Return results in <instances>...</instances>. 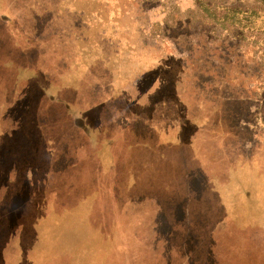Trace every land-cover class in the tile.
Wrapping results in <instances>:
<instances>
[{"label": "crops", "instance_id": "crops-1", "mask_svg": "<svg viewBox=\"0 0 264 264\" xmlns=\"http://www.w3.org/2000/svg\"><path fill=\"white\" fill-rule=\"evenodd\" d=\"M5 16L13 20L0 26V140L14 129L11 108L32 91L45 104L40 114L57 115L63 104L64 127L76 128L78 122L84 131L83 140L70 146L74 155L66 157L67 166L47 170L51 182L14 188L42 194L46 202L38 204L42 213L26 221L32 223L30 231L4 239L6 258L10 250L21 264H172L177 256L176 264H190L199 256L218 260L211 264H264V229L257 222L264 214L261 99L242 85L233 94L203 95L200 106L179 113L165 99H148L153 118L147 128L153 138L142 140L145 122L124 126L99 107L108 49L134 33L133 21L125 27L123 13H63L72 24L65 39L60 13L41 9ZM185 68L176 79L178 93L187 88ZM97 129L100 135L111 132L112 139L106 144L100 137L98 144L99 136L92 137ZM94 145L103 148L98 156ZM65 176L67 185L59 180ZM253 222L258 231L249 230ZM177 226L181 242L188 241L183 227L215 228L205 234L208 247L185 246L181 256L173 250Z\"/></svg>", "mask_w": 264, "mask_h": 264}, {"label": "trees", "instance_id": "trees-1", "mask_svg": "<svg viewBox=\"0 0 264 264\" xmlns=\"http://www.w3.org/2000/svg\"><path fill=\"white\" fill-rule=\"evenodd\" d=\"M2 1H5V3L4 5L0 6V26H4L6 24L8 26V24L13 20V18H7L5 15H7L8 13H13V0ZM38 1L35 0L34 4L30 5V8H28V4H25L23 6V11L21 9L20 13H36L37 11L40 12L41 9H44V13H51V11H53L54 13H60V35L62 38L69 39V33L72 29V24L66 23V20L70 19H62L63 13L59 10L60 0H55V5L53 4L54 0H51L52 2L50 6H43V2ZM194 1L196 4V8L199 9L201 13H185L182 20L178 19L177 17H174L173 23L171 22L172 20L170 21L171 23L159 20L155 21V23L152 25H149L147 24L148 22H146L144 23V26L147 24V27H150V29L152 30L149 33H144L146 29L144 30L140 27L141 25L138 20V17L135 15V13H130L128 9L126 11L127 13H123L125 27H130L128 23V25L126 24V22L133 21L135 24L133 25V28H135L136 30H134V33H130L129 36H126L123 44L119 46H109L110 48L107 52L108 65L106 67L105 72L107 85L105 90L103 91V96L99 99V103L101 104V106L99 107H101L102 111L106 115H108L110 120L112 118L113 113V120H119L120 123H122L121 125L124 126L131 125L132 121L136 120H140L141 123L145 122V124L142 123L144 127H142L139 133V136L142 140L148 141V139L153 138L152 130L147 128L148 125H150L149 122L151 123L153 118L150 114H148V99L149 103L155 99L157 101H160V99H165L172 103L173 111L175 109L177 110L175 112L179 113L181 111L189 110L193 105L195 107L200 106V104H202L201 98H203V95L211 96L213 92L217 91V89L222 86V84L218 83V81L228 82L231 78H233V76L230 75L233 73H229L228 67H226L225 73L210 72L207 68H205V66H201L200 70L194 67L197 63L194 62L192 58H199L200 56L198 54H202L205 45H213L214 48H217L214 51L215 53L218 48L221 47L222 42H225V40H227V38H225L227 35H232L231 38L235 39L236 41H239V43L242 45L246 42V39L250 38L252 32L264 31V9H262L264 8V4L260 2L263 0H255L256 3L259 5V9L249 6V2L247 0H242L246 3H241V0H237V4H231L230 1L221 3L222 0ZM83 11L84 10H81L80 12L83 13ZM70 12L75 13L74 10H71ZM100 12L101 11H94V13ZM76 13H79V11ZM3 16H5V18ZM197 18H199L200 20V26L193 24L194 21L197 20ZM76 23L77 25H79L78 22ZM177 30H179V32H176ZM138 32L142 34V40L138 39L135 36V34ZM211 34H221L226 36H211ZM209 37H214L215 39L219 38L220 41H218L214 45L213 41L210 39L205 44V41ZM62 38L61 40H63V42H66V40ZM228 39L230 38L228 37ZM125 44L129 45L131 48H122ZM254 44L258 45V43ZM229 45L231 44L225 43L222 46L227 47ZM64 46L65 44L63 43L61 47ZM126 53H131L134 57L137 54L145 55L147 58H142L141 60L129 59ZM154 53H156L158 57H154ZM211 53L207 54V60H210L212 59V57H214V53ZM126 66H129L130 69H132L133 67V69L128 70L127 68H125ZM140 66L146 67V69L142 70V72L134 73L133 75H124V69H126V71L132 72L133 70L138 69ZM181 66L187 67L185 68V72L188 74L186 85L187 88L185 89V92L180 91L178 93L177 87L175 88V86H177L176 79L178 77V73L181 69ZM235 76H246V78H249V76L241 74V71ZM256 76L262 78V74ZM250 79H252V77ZM122 81H129L130 83L128 85L122 84L123 88H118V84L122 83ZM144 82H147L150 85L151 90H148L146 93L144 92L145 90H141L142 93H144L145 95L143 97L144 101H141L142 99L140 97L142 95L139 96V88L140 83ZM261 83L264 84V82ZM263 84H251L249 86V90L252 93L251 95L253 98L260 99L262 97L261 95L264 92V86H262ZM256 91L257 93H255ZM253 93L255 94L253 95ZM36 94V91H32L31 96L21 99L16 104V106L19 108H17L15 116L12 115L14 120V130L21 127V120L28 113H31V115L36 114L37 120L40 118L43 119L41 123L39 121L37 123H34L33 121L31 122L35 131H37V137L39 139H41V137L46 138V152L51 153V156L57 157L58 155L56 154L59 153L60 145V138L58 136L60 135V137H63L64 130L71 129V127H64L66 126L64 119H66L65 116H67L64 112V106L60 102V105L62 104V107L57 115H54L51 112H47V114L44 115L40 114L42 110H44L43 106L45 104L40 103L39 98ZM33 99H35L36 104H33L32 106H22V102L24 104L25 101ZM65 102L66 106L70 109L72 99L67 98L65 99ZM118 102L120 104H118ZM116 111L118 112L117 116ZM17 113L21 114L17 115ZM10 114H12V112ZM42 115L44 118L42 117ZM109 119H107L106 122H111ZM78 120L79 123L80 121H82L81 118H78ZM81 124L82 123H80V126ZM52 125L54 126V128ZM70 126H72V124ZM49 131H56L59 133V135L49 133ZM93 133V139L94 136H99L97 137V139H95L97 140L96 142L98 144L102 137L106 144L107 140L112 139V135H109L111 132L109 133V131L106 130L103 132V135H100V131H98V129L93 131ZM70 140L67 144H74L75 141ZM77 140L79 139L77 138ZM96 142L93 140V143ZM147 144L148 142H143V145H146L145 150L149 148ZM103 147L106 148L107 146ZM92 148L93 152L97 154V156L103 152V148L100 146L94 145ZM142 149L143 147L141 148V150ZM68 150H72V148L70 147ZM34 151L37 152V150ZM106 151H108V149ZM7 154L8 153H6L5 151L0 150L1 159ZM1 159L0 166L2 165ZM53 168L56 169L57 167L53 166ZM58 169H60V167ZM1 176L2 171L0 170V177ZM6 177L8 179V176ZM33 177H36V172ZM59 180H63L62 182L64 185L68 184V178L66 176L63 178L61 177ZM19 186L30 187L36 185H30L29 182H26L24 185H11L9 184V180L0 182L1 241L7 237H10L13 233H16L17 237H19L21 235L19 233L20 230H22V232L24 231V229H28L30 231V229H32V223H27L26 221L30 220V218H36L40 213H42L41 210H39L38 208V204L46 202L44 198H40V196L38 197L36 193L30 194L27 193L26 190L22 193L15 191L14 188ZM29 202H32L34 207H30V205L27 206ZM233 210L234 209H231V215H233ZM257 222L262 223V226L260 227L264 229L263 213L261 215V219H257ZM254 223L256 222L250 224L249 230L252 229V231H258L260 229L259 225L258 223L256 225ZM209 228L213 229L215 227H205L204 229L203 227H183L182 233L188 236V241L181 242L179 239L180 227L177 226L176 232H173L174 234H177L175 244L176 249L174 248V246L173 250L181 251L185 249V246L188 249H194L196 248L195 246H197V249L199 250L202 247H208L210 242L209 240H204V238L208 236L205 234H207L206 232ZM202 230H204V232H202ZM4 235H6L5 238ZM6 243L7 242L4 240V244L2 245V247H4ZM0 253H3V251L1 250ZM7 253L8 258H11L10 255H13L12 252L8 250ZM176 255L173 254V257H175ZM179 255L183 256L182 251L179 253ZM178 257L179 256L174 259L175 261H173L172 264H176L177 259L179 261ZM2 258L3 259L1 264H3L6 260L5 254L2 256ZM199 258L203 261L204 264H211L218 261L216 258H209L208 260L203 259L201 256H199ZM200 259L196 258L192 262H190V264H196V261L198 262L197 264H201ZM222 260L223 259H220V262H222Z\"/></svg>", "mask_w": 264, "mask_h": 264}, {"label": "rangeland", "instance_id": "rangeland-1", "mask_svg": "<svg viewBox=\"0 0 264 264\" xmlns=\"http://www.w3.org/2000/svg\"><path fill=\"white\" fill-rule=\"evenodd\" d=\"M35 0H13V13H20V10L23 11V6L25 4H28V8H30L31 4H34ZM38 1V0H37ZM40 2H43V6H50L51 0H39ZM38 1V2H39ZM227 1H230L231 4H237V0H222L221 3H225ZM249 2V6L254 7L256 9H259V5L256 3L255 0H247ZM264 4V0L260 1ZM5 1L0 0V6L4 5ZM241 3H246L241 0ZM53 4H56V1L54 0ZM129 9L130 13H135V15L138 17V20L140 22V27L142 29H146L144 33H149L152 30L150 27H147V24L152 25L155 23V21L163 20L167 23H173L174 17H177L178 19L182 20L185 13H201L199 9L196 8V4L194 0H102V1H92V0H60L59 1V10L62 13H71V10H74L75 13L81 10H84L85 13H93L94 11H101L102 13H127L126 11ZM264 9V8H262ZM172 20V21H171ZM171 21V22H170ZM199 18L194 21L193 24L200 26ZM148 22L145 26L144 23ZM135 25V24H134ZM136 30V29H135ZM176 32H179L177 30ZM252 35L249 39H246L244 44H240L239 41H236L235 39H232V35H215L211 34V36H219L223 37L226 36L227 40L225 42H222L223 44H231L227 47H221L218 48V50L214 53L215 49L213 45L212 46H206L204 47V50L202 54H198L199 58H192L194 62L197 64L194 66L195 68L200 70L201 66H205L210 72L213 73H225L226 67L229 69V73L233 78L230 79V81H218V83H221L222 86L218 88L217 90L223 91V92H233L241 90L239 85H242L246 87L249 90V86L251 84H263L261 82H264V31L261 32H252ZM135 36L142 40V34L136 33ZM195 37V36H194ZM205 37V36H204ZM228 37L230 39H228ZM212 40L214 45L220 41L219 38L215 39L214 37H209L205 44L208 42V40ZM253 42V43H250ZM249 43V44H248ZM254 43H258V45H255ZM248 44V45H247ZM257 47V48H256ZM122 48H131L129 45L125 44ZM212 52V53H211ZM213 54L214 57L212 59L207 60V54ZM127 57L129 59H137L141 60L142 58H147L145 55H136L135 57L131 53H126ZM154 57H158L156 53L153 55ZM197 61H196V60ZM204 63V65H203ZM232 63V64H230ZM128 70L130 69L129 66H126ZM146 67L140 66L138 69L133 70L132 72L126 71L124 69V75L134 74L137 72H142V70H145ZM244 74L249 76V78H246V76H240L236 77L238 73ZM259 74H262V78L257 77ZM252 77V79H250ZM130 82H124L118 84V88H123V85H128ZM264 86V84L262 85ZM140 93L139 96L142 99L141 101H144V93H142L143 90L146 93L150 89V85L147 82L140 83ZM142 90V91H141ZM251 93V92H250ZM257 93V91L255 92ZM253 93V95L255 94ZM252 94V93H251ZM260 98L262 101V114L264 115V92L261 95ZM130 100V99H129ZM131 101V100H130ZM33 104H36L35 99L33 100H27L22 102V106H32ZM118 104H120L118 102ZM14 108V109H13ZM10 112H12V115L15 116V113L17 111V106L13 107ZM242 108V107H241ZM245 109V106H244ZM247 109V107H246ZM174 111H177L174 109ZM243 112L244 111H239ZM21 113H17V115H20ZM64 118V116H63ZM66 121V119H64ZM37 123L38 121L41 123L43 119H38L36 117V114L31 115V113H28L26 116L23 117L21 120V127L17 128L16 130H12L10 133H5L1 136V149L8 153L1 159L2 165L0 166V170L2 171V176L0 177V182H4L6 180H9V184L13 185H24L26 182H29L30 185H39V186H46L49 182H51V178L47 177L46 170H49L51 168V165L54 167L59 166L60 169H64L67 166V158L70 154L71 156L74 155L73 150H68L70 148V145L67 143L69 140L76 141L77 138L80 140H83V129L81 128L80 124L76 125V128L73 127L71 129H65L63 137H60L59 133L56 131H49V133L58 134L59 136V153L56 155H61L60 158L58 157L54 158V164L51 163V153L46 152V138L41 137L39 139L37 137V131L33 128V124L31 122ZM71 127V126H70ZM69 127V128H70ZM104 132V131H103ZM246 137H249V134H246ZM70 140V141H71ZM3 144V145H2ZM34 150H37L34 151ZM262 170H263V163H262ZM33 173V176L36 172V177L27 176L26 173ZM8 176V179L7 177ZM29 178H25V177ZM63 180H61V183ZM256 179L252 180V185L255 186ZM260 184L264 186V179H261ZM38 197L42 196V194H37ZM261 200L262 205L264 203V189L261 192ZM1 201V200H0ZM2 237V236H1ZM6 235H4V238ZM4 244V240H0V251L2 250L3 253H0V264L2 263V256L5 253L6 246L2 247ZM2 247V248H1ZM7 259V258H6ZM8 264L11 262V264H21L22 260L18 257L14 258L13 256L11 258L7 259ZM7 264V263H3Z\"/></svg>", "mask_w": 264, "mask_h": 264}]
</instances>
